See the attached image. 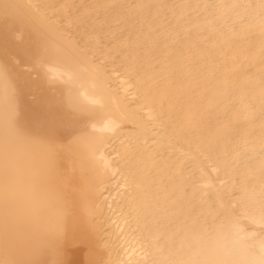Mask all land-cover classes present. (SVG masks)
Segmentation results:
<instances>
[{
    "label": "bare ground",
    "instance_id": "6f19581e",
    "mask_svg": "<svg viewBox=\"0 0 264 264\" xmlns=\"http://www.w3.org/2000/svg\"><path fill=\"white\" fill-rule=\"evenodd\" d=\"M264 0H0V264H261Z\"/></svg>",
    "mask_w": 264,
    "mask_h": 264
},
{
    "label": "snow or ice",
    "instance_id": "6c2138e0",
    "mask_svg": "<svg viewBox=\"0 0 264 264\" xmlns=\"http://www.w3.org/2000/svg\"><path fill=\"white\" fill-rule=\"evenodd\" d=\"M261 264H264V260L261 261Z\"/></svg>",
    "mask_w": 264,
    "mask_h": 264
}]
</instances>
